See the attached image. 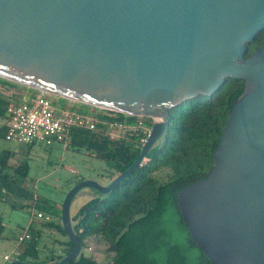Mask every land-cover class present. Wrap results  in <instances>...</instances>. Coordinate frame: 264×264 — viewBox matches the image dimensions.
<instances>
[{
    "label": "water",
    "instance_id": "obj_1",
    "mask_svg": "<svg viewBox=\"0 0 264 264\" xmlns=\"http://www.w3.org/2000/svg\"><path fill=\"white\" fill-rule=\"evenodd\" d=\"M264 0H0V78L71 102L155 121L133 165L109 184L85 179L61 222L82 253L71 208L129 178L163 138L170 109L244 80L208 176L182 189L189 234L214 264H264ZM9 264H33L12 260Z\"/></svg>",
    "mask_w": 264,
    "mask_h": 264
},
{
    "label": "trees",
    "instance_id": "obj_2",
    "mask_svg": "<svg viewBox=\"0 0 264 264\" xmlns=\"http://www.w3.org/2000/svg\"><path fill=\"white\" fill-rule=\"evenodd\" d=\"M263 44L264 30L248 46L247 57ZM21 88L32 93L28 95ZM243 92L244 80L229 78L212 95L199 94L171 108L163 138L150 150L146 160L129 178L106 195L90 188L82 190L73 202L84 191L91 192L92 196L71 213L73 229L82 251L87 250L93 242H103L107 245V251L113 254L106 264H189L186 256L170 241L167 230L162 226L165 214L169 208H173L188 232V247L199 252L195 264H214L189 234L177 196L185 187L208 176L209 170L215 164L213 155L224 134L231 107ZM37 93L33 89L0 78V137L5 138L8 107L12 103L21 102L25 96H34ZM98 111L101 118L107 119L108 115H114V119H125V115L120 113ZM145 120L152 126L151 119ZM106 131L107 129L101 127L96 131L75 130L66 139H70L72 147L77 150L84 149L106 163V173L101 175V183L105 185L133 165L141 153L142 139L147 138V133H136L113 140L106 135ZM13 155L15 152L11 150L0 153V202L16 197L29 201L34 206L39 198L25 185L31 167L28 161L12 167L10 160ZM163 172L167 173L166 180L155 177ZM85 179L82 177L76 182L66 181L63 185L64 194ZM59 206V209L48 205L39 209L50 220L38 218L42 224L38 230L31 223L27 232L30 239L24 241L25 247L18 260L33 264H58L74 249V244L67 238L62 226V202ZM47 227L61 235V239L55 240L57 248H43L39 241L42 229ZM5 231L6 225L0 217V238ZM160 254L163 255L162 261L157 259ZM68 264L104 263L82 252L76 260Z\"/></svg>",
    "mask_w": 264,
    "mask_h": 264
},
{
    "label": "rangeland",
    "instance_id": "obj_3",
    "mask_svg": "<svg viewBox=\"0 0 264 264\" xmlns=\"http://www.w3.org/2000/svg\"><path fill=\"white\" fill-rule=\"evenodd\" d=\"M21 91L27 92L28 95L32 93L30 90H24L23 88H21ZM48 96L52 101H55L58 107L71 105L74 110L88 114L98 113L96 111L99 110L98 108L96 110L91 107H83L79 103L64 101L54 95L48 94ZM3 150L15 152L10 160L12 167L28 161L31 172L25 185L29 191L35 193L39 198L38 203L34 206L31 202L16 197L0 202V217L3 218L6 225L4 236L0 238V264H9L12 260L6 261L5 256L14 258V252L23 250L25 247L24 242H19V238L28 232L27 224L34 223L37 226L35 230L40 229L42 224L37 217L39 209H43L46 205L59 209V204L63 203L65 198L64 183L69 180L76 182L82 177L101 183V175L106 171L107 165L86 150H77L72 147L70 139L65 142H57L52 147H46L40 144L27 146L9 143L0 137V153ZM155 177L166 180L167 173H158ZM90 196H92L91 192L84 191L81 193L73 202L71 212ZM162 226L167 230L170 241L178 246L186 256L189 264H195L199 252L197 249L188 247V232L181 224L180 217L174 212L173 208H169L165 214ZM57 239H61V235L49 227L43 228L42 235L39 237L43 248L49 249L58 247V244H55ZM82 252L104 264L113 257V254L107 251V245L103 242L101 244L93 242L87 250L84 249ZM157 259L162 261L163 255H158Z\"/></svg>",
    "mask_w": 264,
    "mask_h": 264
},
{
    "label": "built area",
    "instance_id": "obj_4",
    "mask_svg": "<svg viewBox=\"0 0 264 264\" xmlns=\"http://www.w3.org/2000/svg\"><path fill=\"white\" fill-rule=\"evenodd\" d=\"M96 112L98 113H83L74 110L71 105L58 107L48 94L38 92L34 96H25L21 102L12 103L8 107L4 139L6 142L19 145L40 144L52 147L57 142L65 141L75 130L96 131L100 127L107 129L106 135L113 140L136 133H147L148 137L151 126L145 119L155 121L152 118L127 114H123L125 115L123 120L114 119V115H108L106 119L99 116V111ZM146 140L147 138L142 139L143 145ZM37 217L50 220L41 212ZM27 239H30V234L26 232L19 238V242L23 243ZM21 253L22 250H17L14 252V258L5 256V260H18Z\"/></svg>",
    "mask_w": 264,
    "mask_h": 264
},
{
    "label": "crops",
    "instance_id": "obj_5",
    "mask_svg": "<svg viewBox=\"0 0 264 264\" xmlns=\"http://www.w3.org/2000/svg\"><path fill=\"white\" fill-rule=\"evenodd\" d=\"M71 213H72V212H71ZM30 225H31V222L27 224V227H30ZM13 260H14V259H13Z\"/></svg>",
    "mask_w": 264,
    "mask_h": 264
}]
</instances>
